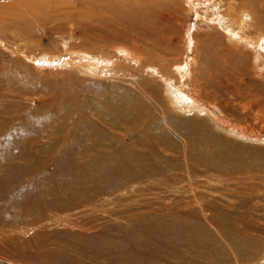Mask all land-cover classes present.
Listing matches in <instances>:
<instances>
[{
    "label": "rangeland",
    "instance_id": "rangeland-1",
    "mask_svg": "<svg viewBox=\"0 0 264 264\" xmlns=\"http://www.w3.org/2000/svg\"><path fill=\"white\" fill-rule=\"evenodd\" d=\"M228 1L156 0L159 53L171 64L196 57L189 75L202 100L241 133L261 131L262 141L173 109L164 83L140 73L139 84L27 63V93L21 74L9 83L13 65L0 47V264H264V66L248 49L227 60L222 44L219 54L209 48ZM50 3L40 0L41 11ZM7 13L16 11L0 8ZM64 34L49 32L44 46L70 47L71 29ZM130 134L136 146L127 152L91 147ZM126 170L138 180H125Z\"/></svg>",
    "mask_w": 264,
    "mask_h": 264
},
{
    "label": "bare ground",
    "instance_id": "bare-ground-1",
    "mask_svg": "<svg viewBox=\"0 0 264 264\" xmlns=\"http://www.w3.org/2000/svg\"><path fill=\"white\" fill-rule=\"evenodd\" d=\"M137 1L138 0H50V11H41L44 7L40 5V0H30L31 3H29L28 0H0L1 9L6 8V10L13 9L16 11V13H7L9 15L7 17L0 16V47L3 49L4 53L8 54V56L10 55L9 60L12 62L11 65H13L10 75L8 74L9 83L15 84V75L19 73L22 75L20 80L24 85L25 91L27 93L31 92L34 86L33 83H31L33 79L28 80L31 75L29 77L26 75L29 67L27 63L34 64V69L36 71L53 69L52 71L56 70L57 74H68L75 71L78 72V74L81 73L90 76L114 75L120 77V79L130 80L139 84L142 82L138 79L137 73H140L144 76L143 78L145 79L143 80L145 81H160L164 83L165 90H167L165 91L167 92L166 97L173 109L181 112L190 111L195 113V115L207 116L212 122H215L218 127L223 126V129L227 130L229 134L232 133L238 138L243 137L262 141L260 137L261 131L251 128L250 130L246 127L247 129L244 130L245 133H241L238 131L239 127L225 120L226 118L221 114V110L220 114L218 112L216 113L214 110L216 105L209 104L202 100V97L199 96L200 92L198 93V91H200L197 89L198 84L195 87L191 75H189V70L193 71L194 66L197 65L198 60L196 57L188 58L185 62L183 60L182 62H174L171 64V62L167 60L168 63H165V57H162L161 53H159L161 49L163 50V43L160 39V27L158 24L160 20V16L158 15L160 5H154L156 0H151L153 5H149V3L145 5V2L144 4H140L142 0L139 2ZM220 4H222V1ZM180 5L182 8L184 7L189 10L190 3H181ZM263 5L264 4L258 0H235L228 1L223 6L219 5L220 8H218L220 11H218V15L215 16L213 20H217L216 24L218 21L219 23L222 21L221 28L223 32L220 30L221 34L219 31L211 33V38L207 40L210 42L209 48H214V52L219 54V50L221 49L220 44H222V47H224L222 49L226 50L229 54V57L226 58L227 60L232 58L231 55L233 54H238V56L240 55L239 57H242L245 50L248 49L252 51L253 58L257 59L258 62H261L260 65L264 66ZM86 7L90 9H83ZM18 10H23L24 12ZM1 14L5 15V13ZM110 22L113 23L108 26ZM70 29L73 40L69 44L70 47L61 49L59 45H54V48L47 49L44 46L43 38L48 36L49 32L51 33L52 31L53 35H62ZM37 30L39 32L42 31L39 33ZM7 31H9L15 40L12 45H9L5 40L7 35L6 37L4 36L7 34ZM221 38L224 42L221 41ZM165 39L168 41V47L171 39ZM127 42H129V44ZM223 55H221L222 59L224 58ZM256 61L255 65L257 66L258 62L256 63ZM222 62L223 61H221V63ZM0 65H2V68L5 66L2 60H0ZM201 67L202 66H200V68ZM198 72L199 71H197L196 74H199ZM177 77H179L180 80L177 79ZM200 78L197 77L198 80ZM170 86L172 89H170ZM8 90L11 89L8 88ZM60 90L62 89L60 88ZM68 91L71 90L69 89ZM18 96H20V94ZM49 97L51 98L52 94ZM56 97L57 96H55V98ZM15 98H17V96H15ZM37 99L40 98L38 97ZM187 102V107L184 109L181 105ZM144 113V117L137 120L143 121L149 117L148 113ZM98 117L100 116L98 115ZM132 136L131 134L129 138L122 136L120 139L116 140L117 142L114 141L110 144L94 140L91 147H111L112 145L114 147V154L116 152H127V150L129 151V149L133 147L132 145L136 146V141L128 145V141ZM113 137L118 138L117 135ZM157 138L158 137H155L154 139ZM100 157L101 156H99V158ZM101 159L106 160L107 158L103 156ZM211 159L212 158H210V160ZM216 161L215 159L214 162ZM160 170H162V168H160ZM130 173L129 170L125 171V180L128 182H131V179L138 180L135 179V176H130ZM166 179L167 178H165V181ZM152 184L145 187L149 189V187H152ZM199 227H201V225ZM208 241L209 240H207V242ZM207 244L204 245L206 246ZM171 254L174 253L171 252Z\"/></svg>",
    "mask_w": 264,
    "mask_h": 264
}]
</instances>
